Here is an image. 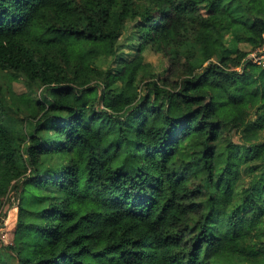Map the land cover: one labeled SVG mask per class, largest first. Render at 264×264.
I'll return each mask as SVG.
<instances>
[{"label": "trees", "instance_id": "obj_1", "mask_svg": "<svg viewBox=\"0 0 264 264\" xmlns=\"http://www.w3.org/2000/svg\"><path fill=\"white\" fill-rule=\"evenodd\" d=\"M263 48L264 0H0V72L43 90L19 118L0 83L16 263L264 264Z\"/></svg>", "mask_w": 264, "mask_h": 264}, {"label": "rangeland", "instance_id": "obj_2", "mask_svg": "<svg viewBox=\"0 0 264 264\" xmlns=\"http://www.w3.org/2000/svg\"><path fill=\"white\" fill-rule=\"evenodd\" d=\"M137 37L134 31V24H126L122 29L120 37L116 40L115 44L118 49L119 57L122 59L131 60L134 56V51L131 50V45L135 44ZM225 46L229 52H233L235 49L249 52V47L245 44L234 45L230 42L229 35L225 32L223 36ZM264 51V48H263ZM231 54V53H230ZM143 63L148 65L147 74H155L163 76L167 70L168 58L162 54L154 53L150 48H146L142 53ZM253 61L259 62L262 58H257L254 53L248 55ZM118 58H113L107 61H99V66L104 69H112L116 71L119 64H117ZM260 63V62H259ZM0 83L6 88V99L8 105L15 110L19 107L22 113L17 116L19 118L26 117L27 103L21 98L28 99L29 101L36 102L41 100L43 90L38 85H29L22 78L12 79L6 72H0ZM140 95L144 94L142 88L138 89ZM28 121V120H27ZM31 124V123H30ZM30 124H26V130L29 129ZM16 208L12 202L8 199L5 200L3 206L0 209V254L6 264H17L14 254L7 248L13 245V232L15 229ZM5 213V216L2 215Z\"/></svg>", "mask_w": 264, "mask_h": 264}]
</instances>
